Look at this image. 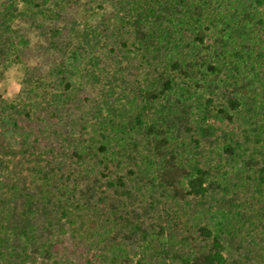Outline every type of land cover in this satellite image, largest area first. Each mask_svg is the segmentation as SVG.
Returning a JSON list of instances; mask_svg holds the SVG:
<instances>
[{
	"label": "trees",
	"instance_id": "trees-1",
	"mask_svg": "<svg viewBox=\"0 0 264 264\" xmlns=\"http://www.w3.org/2000/svg\"><path fill=\"white\" fill-rule=\"evenodd\" d=\"M0 264H264V0H0Z\"/></svg>",
	"mask_w": 264,
	"mask_h": 264
},
{
	"label": "rangeland",
	"instance_id": "rangeland-1",
	"mask_svg": "<svg viewBox=\"0 0 264 264\" xmlns=\"http://www.w3.org/2000/svg\"><path fill=\"white\" fill-rule=\"evenodd\" d=\"M18 76L15 74V72H11L8 76L5 82L0 83V90H5L7 92H12L15 87V82L17 81Z\"/></svg>",
	"mask_w": 264,
	"mask_h": 264
}]
</instances>
